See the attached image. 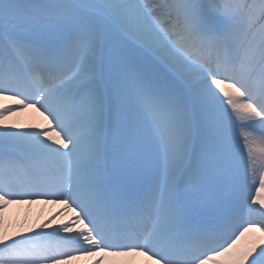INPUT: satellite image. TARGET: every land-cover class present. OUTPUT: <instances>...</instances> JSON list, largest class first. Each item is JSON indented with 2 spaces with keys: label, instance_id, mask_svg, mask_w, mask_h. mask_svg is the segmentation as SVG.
<instances>
[{
  "label": "snow or ice",
  "instance_id": "obj_1",
  "mask_svg": "<svg viewBox=\"0 0 264 264\" xmlns=\"http://www.w3.org/2000/svg\"><path fill=\"white\" fill-rule=\"evenodd\" d=\"M262 193L264 0H0V264H264Z\"/></svg>",
  "mask_w": 264,
  "mask_h": 264
},
{
  "label": "bare ground",
  "instance_id": "obj_2",
  "mask_svg": "<svg viewBox=\"0 0 264 264\" xmlns=\"http://www.w3.org/2000/svg\"><path fill=\"white\" fill-rule=\"evenodd\" d=\"M41 118L30 110L20 113L18 116L10 117L9 123H17L20 125L40 122ZM258 187V185H257ZM255 195V190L253 191ZM261 195H264L262 193ZM59 210V205L34 203L32 205H13L5 212L4 223L9 233L14 231H23L29 226H35L39 222L45 220L51 214ZM70 215V214H69ZM67 216L57 217V220H66ZM114 259V258H109ZM142 258H137L134 264H141ZM74 263L85 264L84 261Z\"/></svg>",
  "mask_w": 264,
  "mask_h": 264
}]
</instances>
